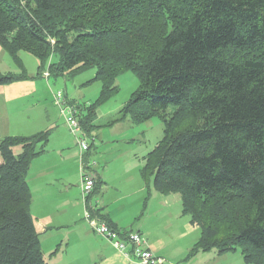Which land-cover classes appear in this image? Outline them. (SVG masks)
I'll return each instance as SVG.
<instances>
[{
    "label": "trees",
    "instance_id": "1",
    "mask_svg": "<svg viewBox=\"0 0 264 264\" xmlns=\"http://www.w3.org/2000/svg\"><path fill=\"white\" fill-rule=\"evenodd\" d=\"M0 44L14 58L34 54L39 76L46 65L49 76L94 69L101 97L77 104L89 133L97 105L133 72L139 88L117 121L164 119L141 174L180 195L201 229L192 253L240 248L264 264V0H0ZM17 80L0 71V87ZM49 136L0 142V264H49L27 179Z\"/></svg>",
    "mask_w": 264,
    "mask_h": 264
},
{
    "label": "rangeland",
    "instance_id": "2",
    "mask_svg": "<svg viewBox=\"0 0 264 264\" xmlns=\"http://www.w3.org/2000/svg\"><path fill=\"white\" fill-rule=\"evenodd\" d=\"M40 66L41 62L34 54L21 51L18 53V58H14L0 44V71L3 74L11 73L20 77V80L0 87V137L6 133L25 134L30 132L32 134L36 123L45 128L44 120H51L59 125L57 129L67 128L69 136L75 141L80 162V146L76 137L67 127L66 120L56 104L55 95L61 91L65 97L66 93L71 98L76 96L75 99L80 100L81 106L89 107L91 104L98 103L102 93V83L92 80L96 74L94 69L73 77L65 75L47 78L49 65L45 66V75L43 76L38 75ZM116 85L117 93L96 107L97 115L100 117L99 125L101 127L99 130H103V134H99V137L96 134L92 135L94 141L89 138L88 142L90 150L97 144L100 145L98 146L100 150L102 143L107 142L104 145L105 149H101L99 154L110 153L109 157L117 156L123 148H132L130 150L135 154L132 155L133 157H129L128 164L124 168V172L129 173L135 165L145 166L149 153L164 136L165 121L162 117L155 116L142 123H130L128 120H124L126 122L113 129L108 127V125L121 122L117 121L120 111L139 88V80L133 72L128 71L118 77ZM174 111V107L168 109L170 114ZM83 112L86 111L83 110ZM108 121L111 122L107 123ZM90 160L96 161L92 157ZM131 160L133 161L132 165ZM79 164L81 168V162ZM122 170L123 161L121 162L118 157L114 159L111 167V176L114 182L123 183L124 176L122 177L120 173ZM146 187L145 202L150 199V188L155 190L152 182L149 186L146 184ZM154 195V207L151 209V213L147 211L145 217L150 215L148 223H159L155 238L159 247L168 253L166 257L172 261L171 264H247L240 248L224 254H220L215 249L192 253L195 244L200 240L201 229L198 226H193L190 223V217L183 213L180 195L162 194L156 190Z\"/></svg>",
    "mask_w": 264,
    "mask_h": 264
},
{
    "label": "crops",
    "instance_id": "3",
    "mask_svg": "<svg viewBox=\"0 0 264 264\" xmlns=\"http://www.w3.org/2000/svg\"><path fill=\"white\" fill-rule=\"evenodd\" d=\"M65 95L70 102L81 103L80 100L75 99L76 96L71 98L67 93ZM99 120L100 117L97 115L91 132L85 130L87 135L96 134L99 137V134H103V130H99L101 127ZM123 122L126 121L108 127L113 129ZM128 122L131 123L129 120ZM44 124L45 128L36 123L32 134L6 133L0 137V142L8 137L7 135L29 137L45 130L50 131L48 143L44 151L32 161L27 177L32 191L31 213L40 232L41 248L47 262L49 264H139L135 260L127 259L105 237L93 231L85 218L88 205L82 199L83 169L82 165L80 168L75 141L69 136L67 128L57 129L59 125L51 120H44ZM106 143H102L100 150L105 149ZM98 146L100 145L92 146L85 156L88 159L92 157L98 163L94 170L96 183L91 199L95 209L91 211L92 214L100 218L102 215L108 217L120 231L141 232L151 250L172 263L166 257L168 253L159 247L155 238L159 223H148L150 215L145 217L147 211L151 213L154 207L155 190L150 188V199L145 202L147 187L141 175V164L133 166L129 173L124 172L129 157L135 154L130 150L132 148H123L117 156L109 157L110 153L99 154ZM118 157L121 162L123 161V170L120 171L121 176H124L123 183L114 182L111 176V167L114 159ZM97 211L99 213H96Z\"/></svg>",
    "mask_w": 264,
    "mask_h": 264
},
{
    "label": "built area",
    "instance_id": "4",
    "mask_svg": "<svg viewBox=\"0 0 264 264\" xmlns=\"http://www.w3.org/2000/svg\"><path fill=\"white\" fill-rule=\"evenodd\" d=\"M48 76V74H47ZM56 104L64 116L71 133L76 137L81 149L80 162L83 169L82 195L88 205L85 218L94 232L105 237L127 259L135 260L139 264H171L166 258L155 254L148 245L147 240L139 231H120L112 228L105 220L92 214L95 206L92 203V193L96 179L94 170L98 163L85 158L90 150L89 138L94 141V136L87 135L81 120V110L77 104H70L64 94L59 91L55 95Z\"/></svg>",
    "mask_w": 264,
    "mask_h": 264
}]
</instances>
